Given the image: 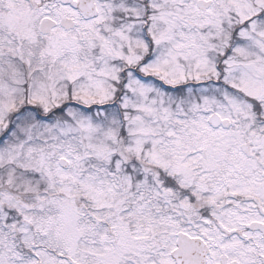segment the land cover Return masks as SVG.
<instances>
[{
  "label": "snow or ice",
  "instance_id": "obj_1",
  "mask_svg": "<svg viewBox=\"0 0 264 264\" xmlns=\"http://www.w3.org/2000/svg\"><path fill=\"white\" fill-rule=\"evenodd\" d=\"M0 264H264V0H0Z\"/></svg>",
  "mask_w": 264,
  "mask_h": 264
}]
</instances>
